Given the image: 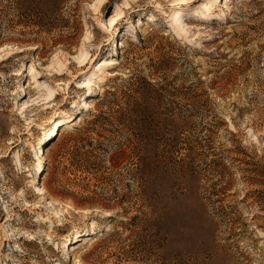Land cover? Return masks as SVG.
<instances>
[{
  "label": "rangeland",
  "instance_id": "obj_1",
  "mask_svg": "<svg viewBox=\"0 0 264 264\" xmlns=\"http://www.w3.org/2000/svg\"><path fill=\"white\" fill-rule=\"evenodd\" d=\"M173 1L0 0V264H264V0Z\"/></svg>",
  "mask_w": 264,
  "mask_h": 264
},
{
  "label": "bare ground",
  "instance_id": "obj_2",
  "mask_svg": "<svg viewBox=\"0 0 264 264\" xmlns=\"http://www.w3.org/2000/svg\"><path fill=\"white\" fill-rule=\"evenodd\" d=\"M186 1H189V0H174L173 2H177V4H179V5H181V4H185V2ZM201 6L203 5V4H200ZM214 6H212V4H210L207 8L205 7V11H206V13H208L209 14V12L211 11V9L213 8ZM183 13V9H178L177 11H175L174 13H173V18L171 19V21H174V22H177V21H179L180 20V18H178V16L179 15H181ZM118 17V19L119 20H121V19H124L125 18V16L123 15V13L122 12H117L116 13V15H115V17ZM206 16H211V15H206ZM217 19H219V16H217L216 17ZM215 18V19H216ZM113 21H114V19H111V20H109L108 22H109V24L111 25L112 23H113ZM116 29L117 30V28H118V26H116V25H114V27H113V29ZM180 32H176V36H177V40H179V41H188V39H186V32H185V29L183 30V28L180 26ZM119 34H120V32H119ZM192 38V37H191ZM11 50H13V49H11ZM8 54V53H7ZM11 56H13L15 53H14V51H10V53H9ZM1 57V56H0ZM78 64H79V67H83V66H85V64H84V59H79L78 61ZM1 63H2V61H1ZM0 63V64H1ZM93 64L94 63V59H92V58H90V64ZM103 63V62H102ZM70 66H72V64H70ZM27 75H30V79L34 82V84H36L37 85V81L36 80H38L37 79V74L35 73V71L32 69V68H28V70H27ZM57 76H63V75H61V74H59V75H57ZM25 80H27V78H25ZM101 80V82L102 81H104L102 78L100 79ZM29 87L28 86H26V88H24V87H21V92L22 93H24V95L25 94H28L29 93V91L27 90ZM36 89L38 90V92H40L41 90L39 89V86L37 85V87H36ZM57 99V95H55V96H53L52 94H50L49 93V95L46 97V100H48V101H51V102H54L55 100ZM37 100V99H36ZM36 100H34V101H36ZM34 101H32V102H34ZM28 101L27 102H24V103H22L21 104V109H23L26 105H28ZM30 106V105H29ZM27 108V107H26ZM89 105L87 104V103H83L82 104V106L81 107H79V109H80V111L82 112L83 110H89ZM65 114L63 113V112H61L60 111V113H59V115L58 116H56L58 119L56 120V121H53L50 125H52L53 123H57L59 126H60V128H62V127H64V126H66V123H64L65 121L64 120H61V118H63V116H64ZM74 121H75V119L73 120V121H71L70 122V124L72 125V124H74ZM50 127V126H49ZM60 128H58L56 131H55V135L53 136V137H55L56 136V132L57 131H59L60 130ZM50 132V130H49V128L47 129V131H44L43 133H42V135L44 136L43 137V139H41V141H39V144H37V145H35V148H36V146L38 147L40 144H42V142L44 141V139L45 138H47L46 136H48L47 134ZM53 137H51V138H53ZM50 138V139H51ZM49 139V140H50ZM37 140H39V139H37ZM45 156H44V154H43V152L41 153V156H40V158H39V161L37 162L38 164H37V166L38 165H40V167H42L43 165H44V163H45ZM36 178V177H35ZM34 178V179H35ZM36 180V179H35ZM34 180V181H35ZM39 191V192H38ZM37 192L38 193H40V194H46V191L44 190V188H41V189H38L37 190ZM60 204H62V203H60ZM92 232H91V234H94V232L95 231H93V230H91ZM76 236H77V238L78 237H80L79 236V234L77 233V234H75ZM7 241H9L7 238H5ZM67 250V253H68V251H69V248H68V246L66 247L65 246V251ZM79 262L80 261H78V260H75L74 258H73V261H72V263L73 264H79Z\"/></svg>",
  "mask_w": 264,
  "mask_h": 264
}]
</instances>
